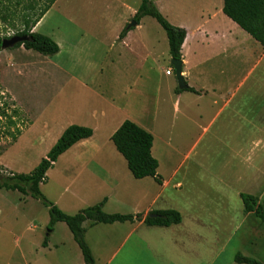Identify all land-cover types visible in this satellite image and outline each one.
<instances>
[{
	"label": "crops",
	"instance_id": "0c3cea01",
	"mask_svg": "<svg viewBox=\"0 0 264 264\" xmlns=\"http://www.w3.org/2000/svg\"><path fill=\"white\" fill-rule=\"evenodd\" d=\"M153 1L172 25L186 31L181 50L182 76L187 86L197 92H176L178 83L171 81L175 75L174 67H170L174 74L167 75V69L161 64L165 51L168 61L172 60L168 36L156 19L154 22L147 19L151 16H145L123 38L120 37L139 8L137 0H114L110 7L114 10L117 5L124 12H119L118 8V13L114 14L75 16L77 20L67 21L73 24L71 29L63 31L58 28L57 32L48 30L45 34L42 30L55 2L32 30L52 38L59 45L57 54L47 56L52 58L48 59L49 64L62 79L59 93L55 95V102L59 101L60 104L52 122L45 121L41 125L47 134L31 139L30 134L38 126L40 115L30 113L28 124L8 148L22 141L31 146L46 143L47 135L52 133L54 137L47 145L46 157L69 126L75 124L93 129V136L77 142L60 155L47 172H58L61 176L66 172L71 174L69 180L63 181L64 190L58 188L59 192L54 198V203L63 212H66L67 206L84 203L83 206L89 207L106 199L104 209L115 204L122 208L127 203L132 208L130 214H143L145 217L154 210L153 205L163 194L162 188L169 185V180L162 178L163 184L158 185L161 190L154 194L151 204L137 209V205L148 198V185L153 186L157 184L156 181L152 177L134 178L127 161L115 146L110 156L104 153L101 141H94L100 130H108L106 137L111 138L126 120V116L118 117L125 108L123 101L101 89L102 86L120 83L113 77L122 78L121 74L124 78L127 76L124 69L132 65L119 61L122 57L120 51L133 50L137 53V63L134 65L137 73H133V81L127 82V96L132 95L133 87L149 84L158 70L162 79L169 80L168 100L173 119H167L166 125L170 129L190 126L196 128L197 132L206 133L216 127L218 133L228 129L236 133L264 134V97L260 95L264 90V46L224 13V0ZM77 21L92 25L85 28ZM16 49L34 56H46L23 46ZM15 65L16 70L25 67L17 62ZM68 88L72 90L66 91ZM67 103L68 106L64 108ZM16 107H19L22 115L29 112L20 104ZM159 110L160 103H157L154 113L143 106L141 114H137V124L155 134ZM154 149L153 144L152 153L155 156ZM68 154L69 158L66 157ZM60 163L61 168L58 169ZM44 184L40 185L41 190ZM140 184L142 187L137 192V185ZM63 192L69 194V200L61 204ZM182 223L183 218L180 224L169 227L149 226L144 221L100 223L90 228L85 222L84 227L96 264H204V239L196 237V234L192 238L182 237L183 231L180 233L178 229L179 225L183 226ZM60 224L58 222L55 226ZM164 229L177 235L173 234L167 239L145 236V233L155 235ZM55 231L47 232L37 241L33 254L34 259L39 258L36 264H85L73 235L67 234L68 242H62L53 239ZM160 245L169 247L168 257L160 253ZM34 261L25 259L24 264H33Z\"/></svg>",
	"mask_w": 264,
	"mask_h": 264
},
{
	"label": "rangeland",
	"instance_id": "374dc122",
	"mask_svg": "<svg viewBox=\"0 0 264 264\" xmlns=\"http://www.w3.org/2000/svg\"><path fill=\"white\" fill-rule=\"evenodd\" d=\"M29 1L23 0V4ZM113 1L58 0L48 14L42 32L45 34L48 30L57 32L58 28L63 31L69 30L73 24L67 21L77 20L75 16L118 13L119 6L115 5L114 10L110 7ZM140 1L137 0V8ZM43 2L37 6V12L44 6ZM0 10V37H12L23 28L20 15L12 12L5 14L2 7ZM119 12L124 10L120 9ZM147 19L156 22L151 17ZM77 22L85 28L92 25L86 21ZM158 26L160 27L159 24ZM28 53L18 51L16 48L0 51V179L13 173L29 174L45 157L47 145L54 137V134L50 133L52 135H47L46 143L31 146L22 141L17 146L8 148L28 124L31 114L40 115L38 126L30 134L31 139L40 134H47V130L41 125L45 121L52 122L60 104L59 101L55 102V95L59 93L62 79L59 72L57 73L49 64L48 59L52 58ZM120 53L122 57L119 61L132 65L124 69L126 79L121 74L122 78L113 77L120 83L101 87L103 91L116 95L123 101L125 108L118 115L119 119L126 116V119L137 123V114H141L143 106L154 113L157 103H160V117L157 120L159 124L156 127V135L153 134L156 138L154 154L159 161L158 174L169 180V185L162 188L163 194L152 208L175 209L181 213L183 226H178L179 232L183 231L181 236L192 238L193 234H196V237L204 239L202 242L206 250L204 264H240L236 261L238 254L257 259L264 264V222L254 213L243 212L244 205L240 197V193L255 195L258 204L264 208V134L236 133L228 129L218 133L216 127L206 133L197 132L196 128L190 126L170 129L166 125L167 119L169 121L173 119L168 100L169 80L162 79L158 70L154 72L153 80L149 84L133 87L132 95L127 96L129 94L127 82L133 81L137 53L133 50H123ZM171 61H168L165 51L161 64L168 69L173 67ZM16 62L25 67L16 70L14 68ZM17 73L22 75L18 76ZM171 81L176 83L175 75ZM71 90L68 88L66 91ZM254 95L257 96L258 93ZM260 95L264 97V90ZM17 104L25 107L29 111L28 114H20L21 110L16 107ZM67 106L68 103L64 108ZM257 121L260 122L258 119ZM107 132L108 130L97 132L94 141H101L104 144V153L111 156V149L115 148L111 138L106 137ZM66 157L69 158V154ZM70 175L66 172L61 176L54 171L47 174V182L41 191L50 202L54 203L59 189L64 190L63 181L69 180ZM158 185V183L148 185V198L142 204H138L137 209L151 204L154 194L161 190ZM141 187V184L137 185V192ZM68 200L69 194L63 192L61 204ZM91 201L88 203L92 204ZM83 204L67 206L64 212L74 215L87 208L88 205ZM116 210H120L118 212L120 214H130L132 208L126 203L122 208L115 204L104 209L110 214ZM49 219V210L40 201L18 190L0 189V264H24L25 259L35 260L33 264H36L39 258L34 259L35 246L39 238L47 235L48 231L56 229L53 239L68 242L67 234L72 233L67 224L61 222V226H54L50 230ZM87 226L90 228L89 224ZM89 231L92 237L93 232L91 229ZM159 231L161 233L155 235L145 233V236L167 239L173 234L177 235L165 229ZM159 248L160 253L169 256L168 246L160 245Z\"/></svg>",
	"mask_w": 264,
	"mask_h": 264
},
{
	"label": "trees",
	"instance_id": "16d2710c",
	"mask_svg": "<svg viewBox=\"0 0 264 264\" xmlns=\"http://www.w3.org/2000/svg\"><path fill=\"white\" fill-rule=\"evenodd\" d=\"M44 1V6L37 12V6ZM57 0H30L23 4V0H0V7L3 13L20 15L23 28L18 30L15 35H27L30 41L19 43L13 49L23 46L27 50H34L43 55H54L60 50L59 45L50 37L32 32L36 24L51 9ZM224 13L235 21L242 29L248 32L253 38L264 46V0H224ZM1 11V10H0ZM35 17L33 18V16ZM145 16H151L166 31L170 54L172 59L182 60V45L186 38V31L181 27L172 25L167 18L159 11L153 0H141V4L133 17L132 22L137 25ZM126 26L120 37L123 38L129 30ZM0 37V51L2 50V40L8 39ZM197 92L193 88L187 86L184 89L176 88V92ZM93 136V129L80 125L69 126L56 144L48 152L38 166L29 174H16L6 176L0 179V189L18 190L21 193L30 195L32 198L40 201L49 210L50 230L53 229L57 222H64L69 227L74 240L81 249L85 264H96L93 251L86 239V229L84 223L88 222L90 227L104 223L112 224L115 222H135L144 221L149 226H164L180 224L182 215L175 209L154 210L147 216L143 214H120L107 213L104 211L106 199L103 201L81 209L74 215L67 214L59 209L54 203L50 202L41 191L40 185L47 182V172L53 167L60 155L65 153L77 142L88 139ZM111 141L115 148L127 161V165L132 175L136 179L152 177L159 185L163 184L162 177L158 174L159 161L152 153L154 144V136L151 132L139 126L132 120L126 119L121 126L111 136ZM243 201V212L254 213L264 222V208L258 204V198L249 193H240ZM152 215H156L153 217ZM51 232V231H48ZM48 237L45 238L44 245L47 244ZM236 261L240 264H262L259 260L245 257L238 254Z\"/></svg>",
	"mask_w": 264,
	"mask_h": 264
},
{
	"label": "water",
	"instance_id": "95a60500",
	"mask_svg": "<svg viewBox=\"0 0 264 264\" xmlns=\"http://www.w3.org/2000/svg\"><path fill=\"white\" fill-rule=\"evenodd\" d=\"M136 25L137 23L133 21L128 25V28L135 27ZM30 40L31 38L27 35H23V36L14 35L8 39H3L1 47L3 50L11 49L19 43H24L25 41H30ZM171 63L175 70V77L177 79L179 88L180 89L186 88L187 84L182 76V68H183L182 60L172 59ZM152 216L155 217L156 215H152Z\"/></svg>",
	"mask_w": 264,
	"mask_h": 264
},
{
	"label": "built area",
	"instance_id": "2783aa9c",
	"mask_svg": "<svg viewBox=\"0 0 264 264\" xmlns=\"http://www.w3.org/2000/svg\"><path fill=\"white\" fill-rule=\"evenodd\" d=\"M166 74H167V75H173V74H174L173 69L168 68V69L166 70Z\"/></svg>",
	"mask_w": 264,
	"mask_h": 264
}]
</instances>
